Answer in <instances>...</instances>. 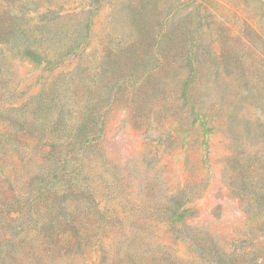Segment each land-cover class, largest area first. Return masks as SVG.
Listing matches in <instances>:
<instances>
[{"label": "rangeland", "instance_id": "1", "mask_svg": "<svg viewBox=\"0 0 264 264\" xmlns=\"http://www.w3.org/2000/svg\"><path fill=\"white\" fill-rule=\"evenodd\" d=\"M0 264H264V0H0Z\"/></svg>", "mask_w": 264, "mask_h": 264}, {"label": "trees", "instance_id": "2", "mask_svg": "<svg viewBox=\"0 0 264 264\" xmlns=\"http://www.w3.org/2000/svg\"><path fill=\"white\" fill-rule=\"evenodd\" d=\"M98 119H100V115H99Z\"/></svg>", "mask_w": 264, "mask_h": 264}]
</instances>
